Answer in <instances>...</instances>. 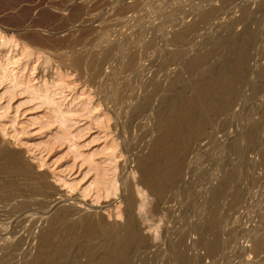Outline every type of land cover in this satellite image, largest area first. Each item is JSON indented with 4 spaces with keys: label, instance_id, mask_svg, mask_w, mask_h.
Masks as SVG:
<instances>
[{
    "label": "bare ground",
    "instance_id": "bare-ground-1",
    "mask_svg": "<svg viewBox=\"0 0 264 264\" xmlns=\"http://www.w3.org/2000/svg\"><path fill=\"white\" fill-rule=\"evenodd\" d=\"M5 1L7 3L4 0L0 2V13L11 10L13 7L7 0ZM25 1L30 3L32 0ZM234 1L223 0L221 6L219 4L218 7L214 6L210 1L206 5L203 4L204 7H202L203 5L201 6L200 2L196 8L194 7L195 10L193 9V20L191 22L188 24L180 22L176 25L172 23L173 26L171 27L173 28L172 30L170 29V37L166 42L164 40V44L167 47L172 46L175 48L174 53L179 57L177 60L182 63L180 68L174 71L173 75L168 73L171 61L165 58L158 65L159 74H161L160 71H163V74L158 76V73L156 74L155 72V75L146 79L145 83H141L143 95H135L132 91L134 89L132 82L126 81L122 86L113 89L109 96L105 95L104 100L102 98L107 105L106 107L109 106L112 109L117 138H123L125 152H129L131 156L133 155L131 161L134 162V169L138 173L136 185L141 188L139 192L145 191L155 198L148 210L149 216L155 217L164 212L162 207L173 202H175V205L177 204L178 209L181 210L180 212H184L188 205H195V213L193 212V214L194 218L196 217V222L192 230H189L190 232H179L177 235L175 234L176 236L173 232L174 239H172L171 233L166 230L167 232L165 233L164 231L163 235H161V243L151 245L150 238L143 234L136 218L138 204L128 179L123 177L119 179L121 189L119 198L124 207L120 216L121 221L114 219L108 221L97 211L90 212L78 209L76 202L63 204L60 201L61 199L58 198L59 191L57 192L55 187L49 183L46 175L34 171V168L26 162L21 153L0 148V206L10 204L9 207L7 206L6 217L0 220V227H3L1 228L2 231H0V264H191L194 256H192V245L189 243L190 247L186 242L191 233L198 237L197 245L199 242L203 243L204 238L212 233V238L209 237L211 240L205 244L204 251L205 255L211 259L216 256L220 249V243L223 241H220L222 230L219 229H221V225L224 223L223 220H225L220 210L225 204H227L226 206L235 207L247 196L244 197V194H246L245 187L242 189L240 186V181L248 175L247 172L250 170L246 152L249 153V149L257 148L260 158L259 162H261L260 164L264 163V95H261V100L259 99L262 85L259 89H253L255 93L253 92L254 96L251 97L252 105L249 108L246 120L242 123L243 134L236 135L233 138L234 140L225 146V151L223 149L225 154L224 156L222 155L223 157L221 156L222 158L216 160L211 158L212 162L210 161L208 169L197 172L198 164L202 157L200 143L204 138H208L206 143L208 147L216 145V133H218L220 125L225 123L223 119V122L219 121L220 117L226 114H230L234 118L236 116L234 106L243 97L241 95L242 89L238 90V84L244 86L243 84L250 80L248 52L258 43V31L252 30L250 26L258 20L252 16V11L246 5L243 7L242 16L239 19L226 23L227 25L222 29L225 33L224 36H217V34L215 35L211 32L207 37L204 35L205 39L201 44L195 43L193 47L189 46L192 43L193 35L199 33L200 26L211 23L223 8L231 6ZM257 9L264 15V0H259ZM39 16H37L38 19L40 18ZM41 18H44L43 22L33 19L36 22L31 27L29 26L30 29H28L30 31L23 29V34L21 32L18 34V37L22 34L21 39L32 48L31 55L35 51L38 52L49 47V49L55 48L53 47L54 44L52 47L49 46V43L51 44L52 42L49 41L50 39L46 40L40 37L34 29V27H40L42 23L47 24V20L51 19L52 21L53 16L51 14L42 16L41 14ZM25 21L14 19L13 17L7 23L9 27H15L18 30V28L25 27ZM237 25L242 27L239 32L235 30ZM166 30L168 29L166 28ZM166 30L152 32L150 39L138 47L113 44L108 47L105 46L106 48H99L93 53L89 52V55L87 53L77 55L78 57L76 56L74 60L72 59L73 67L81 77H86L89 85H93V83L95 85V82L101 80L103 66L116 57V54L113 57L115 52H119V50L127 52L124 68L125 71L126 69L130 70L136 65L139 58V51L137 53L136 50L152 49L159 37L162 38L167 34ZM81 32L70 33L73 34L70 37L68 35L66 39L71 41V43L69 42L70 46L67 44L68 48H74L82 43V38L87 33L86 31ZM138 40L136 41L139 42ZM203 45L204 47L207 45V48L204 49ZM63 46L65 48V45ZM259 49H262V47ZM190 51L192 52L190 53ZM175 54L174 56H176ZM27 57V66L29 67L32 61L29 55ZM18 61L19 59L13 54V56H4L0 62V83L9 84L3 93H10L12 94L11 96L16 97L26 96L28 103L35 102V108L45 107L46 112L48 111L50 114L49 122L58 124V127L64 130L65 134L68 133L71 126L84 122L85 118L92 119V122L81 125H86L85 129L81 127V129L75 130V135L69 131L71 133L70 136L72 135V137L69 136L70 138L77 134L81 136L84 132L88 133L91 131L93 122L97 125L100 123L101 114L91 117L97 109L91 101H82L80 96L69 98V94L66 93L70 88L69 83L62 80H52L48 83L47 81L38 82L35 85L31 83L32 80H27L29 76H27V79L25 78L26 80L24 79V83V75L16 67ZM33 69L34 67H30V72ZM28 74L30 75V73ZM97 78L98 80L96 81ZM255 78L258 80L256 82L264 80V65L258 68ZM164 82L167 84H164ZM104 85L106 86V84ZM174 86L178 87V89H175ZM128 88L132 92L130 95H124L123 90ZM104 90V87H100L99 91L104 92ZM100 94L102 95V93ZM138 129L139 131H137ZM134 130L137 132L141 131L140 138L136 137L139 138L136 141L137 143L133 142ZM64 131L62 132L64 133ZM57 136L60 137L59 134ZM62 136L58 137V139L59 141L62 139L61 142L64 143L68 138L64 134ZM146 137H148L147 140H145ZM91 138L93 137L91 136ZM96 140L98 141V139ZM93 142L94 140H91V143ZM91 143L89 142L88 144ZM72 144L73 148L76 147ZM101 151L104 154L106 152L111 153L106 154L107 158L103 161L101 174L95 176L94 180L92 179L93 181L89 184V188L93 186V189L90 190L94 192L95 202L97 203L100 199L103 201L110 194L113 195L117 188H115L114 180L108 179L109 170L104 167L107 162L115 160L116 157H113L115 148L105 145ZM207 154L209 155V152ZM232 154L234 155L233 159L230 158ZM92 156L95 157V154ZM213 157L215 158V156ZM205 158L207 157L205 156ZM217 166H220L221 172L219 171L220 173H217L219 175H216L217 177L215 178L213 174ZM95 171L98 172L99 169H95ZM87 174L88 172L83 175L86 176ZM192 177L195 179L192 180ZM205 177H208L205 183L207 189L202 191L200 187L204 184ZM87 191L88 189L84 192ZM227 196L230 197L229 202ZM14 199L19 200L15 202ZM61 203L63 205H60ZM32 205H36V207L33 206L35 208L34 211L31 210ZM105 205L104 203L103 206ZM228 207L229 209L233 208ZM141 208L142 204L139 205V209ZM26 212L31 218L36 215L40 219H36V222L32 221L33 223H30L25 231L23 230V234L25 235L26 233V235L21 236L19 233L22 229H25L24 221L19 222L18 220L16 222L18 224L10 229V224L7 220L13 215H22L26 214ZM50 213L51 215H48ZM186 213H181L183 216L179 213L181 216L180 218L177 216V219L173 216H168V218L171 217L170 219H172L173 217V220L177 221L176 225H179L190 217ZM38 215H42V217H38ZM219 226L220 228L216 230ZM247 233L245 232V234ZM16 234L20 237H17ZM244 238H248V236ZM248 239L250 241V237ZM263 241L264 232L261 231L259 235H255L251 239L250 253L258 251L263 246ZM200 245H198V249ZM193 246L194 249H197L195 245Z\"/></svg>",
    "mask_w": 264,
    "mask_h": 264
},
{
    "label": "rangeland",
    "instance_id": "rangeland-1",
    "mask_svg": "<svg viewBox=\"0 0 264 264\" xmlns=\"http://www.w3.org/2000/svg\"><path fill=\"white\" fill-rule=\"evenodd\" d=\"M2 1L3 0H0V2ZM7 1L13 7L11 10L9 9L3 13H0V62L3 60L4 56H13V54H15L19 59L16 67L24 75V83L27 79V76H29L27 80H32L31 83L35 85L38 82L43 83L47 81L48 83L52 80H62L66 83H69L70 88L66 91V93L69 94V98L73 96H80V100L82 101H91L92 104L97 108L96 111L93 112L94 114H92L91 117L93 118L96 114H101L102 117L98 125L93 122V127H91L92 130L90 129L91 131H89L88 133L84 132V134L81 136L78 134L74 136L76 134V132L74 133V131H77L78 128L81 129V127L85 129L86 125H81L92 122V119H87V117L85 118L84 122L79 123L80 125L76 124L73 127L71 126L72 130L70 128L69 131L74 134V137L70 138L72 137V135L70 136L71 133L69 131L68 133H66V135L65 131L61 130L58 127V124L49 122L50 114L48 111L46 112L45 107H39L40 109H37L34 105L35 102L28 103V100H26L25 98L26 96L16 97L11 96L12 94L10 93H3L5 88L9 84L0 83V148L21 153L26 162H28L34 168V171L46 175L48 177L49 183L53 187H55L57 192L59 191L58 198L61 199L59 200L63 204H73L76 202V207L78 209L80 208V210L82 211L90 212L97 211V213L102 214L108 221H111V219L121 221L120 216L122 215L121 212H123L124 207L119 198L121 194L119 179L120 177L128 179L133 188L138 204V207L136 209V218L141 226L143 234L150 238L151 245H158L161 243V235H163L164 231L165 233L167 231L170 232L171 235L173 232L174 235H177L179 232H190L189 230H192L193 225L196 222V217L194 218L193 214V212L195 213V205H188L191 207L187 206L184 212H180L181 210L178 209L177 204L175 205V202H173L168 205L165 204L162 207L164 212L156 215L155 217L149 216L148 210L155 201V198L153 196H150L145 191L139 192L141 188L137 187L136 185L138 173L134 169V162L131 161V159H133V155L131 156L129 152H125L123 146V138H117V130H115V118L112 109L109 106L106 107L107 105L103 100L105 95L109 96L110 92L113 89L122 86L126 81L132 82V85L134 87L132 91L133 93H135V95H143L142 84L145 83L147 81L146 79L150 78V76L155 75V72L156 74L158 73V76H161V74H163V71H160L161 74H159L158 65L161 64V62H163L165 58H168L171 61V65L168 67V73L170 75H173L174 71L177 68H180L182 63L177 60L179 59V57L174 53L175 48L172 46L167 47V45L165 46L164 44V40L166 42L170 37V31L173 28L171 27L173 26L172 23L176 25L180 22H184V24L185 22L186 24L191 22V20H193L192 13L198 6V4H200V2V5L202 6L203 4L206 5V3L210 1L214 6L218 7L219 4V6H221L223 0H35L34 2H32V0L30 1V3L29 1L27 2L25 0ZM4 2L6 1L4 0ZM258 2L259 0H235L231 6L223 8V10L219 12V15L215 18V20H212L211 23L200 26L202 29L200 28L199 33L193 35L195 38L192 37V43H190L189 47H193L195 43L201 44L204 41L205 37H207L211 32L215 35L217 34V36H224L225 33L222 30L224 26L239 19L242 16V9L246 5V7H249L252 11V16L259 21V23L258 21L256 22L258 24L254 23L250 26L252 30L258 31V43L248 52L250 60V80L246 82L247 84H243L244 86L241 85L242 87L240 86V84H238V90L242 89L241 95H243V97L238 100L237 104L234 106V112L236 113V116L234 118L230 114H226L220 117L219 121L223 122L224 120L225 123H223V125H220L218 133H216L217 144L213 145V148L206 145L208 138H204L202 140V142L200 143L202 157L198 164L197 172L205 171L206 169H208L210 163L212 162V159L216 160L222 158L225 154V146L228 145L232 140H234L233 138L236 135L239 136V134H243L242 123L246 120L249 113V108L252 105L251 97H253V94L255 93L253 89H259L262 85V94L260 93L259 99L261 100V95H264V80L259 81V83L256 82L258 80L255 78L258 72V68L264 65V15L257 9ZM204 5L202 7H204ZM41 14L42 16L51 14L53 16L52 21L50 19L47 20V24L45 23V21V24H43L42 22L44 18H41ZM37 16H39L40 18L38 19ZM13 17L14 19H22L24 21L26 20L24 24L25 27L18 28V30L15 27H9L7 22ZM25 17L27 18L25 19ZM33 19H38V22L39 20L42 21H40V23H42L40 24L41 28L34 27V29L40 35V37L46 40L50 39V42L52 41L51 44L49 43V46L52 47L53 44H56L55 46L53 45V47H55L54 49H49V47L48 49H42L38 52L35 51L31 55L32 48L27 45L24 40L21 39V35L23 34L22 32H24L23 29L27 30L29 26L31 27V25L36 22V20L33 21ZM166 28L168 30H166ZM29 29L27 31H30ZM241 29V25H237V27L235 28L237 32H239ZM80 30L84 32L86 31L87 33V35L82 38V43L78 46H75L74 48H68L70 46L69 42L71 43V41L66 38H68V35L69 37L70 35H73L70 34L73 32L74 34L82 33ZM156 30H159V32L166 30L167 34H165L162 38L159 37L156 45L152 49L150 48L147 50H136L137 53L139 51V58L136 65H134V67H132L130 70L126 69L125 71L124 68L127 52L122 50H119V52H115L113 54V57L115 56V54L116 57L113 60L111 59L110 61H108L102 68L103 73L100 78L101 83L100 81H97V78V82H95V85L94 83L93 85H89L86 77H81L73 67V60L77 55H84L86 53L89 55L90 53L97 51L99 48L105 46L108 47L113 44H120L128 47H138L143 42H146L148 39H150L152 32H155ZM20 32L22 34L20 35V37H18V34H20ZM204 35L206 36L204 37ZM54 37L55 40L58 41H55ZM136 40H138L139 42H137ZM67 44L69 46H67ZM63 45H65V48ZM57 46L59 50L57 49ZM59 46L62 48H60ZM261 47L262 49H259ZM205 48H207V45H205L204 49ZM191 52L192 51H190V53ZM174 54L176 56H174ZM28 55L32 61L29 67L27 66ZM30 67H34L33 71L31 72ZM28 73H30V75ZM103 83L106 84V86ZM164 84L167 83L164 82ZM176 86H174V88L178 89V87ZM100 87L105 88L104 92L99 91ZM127 91L129 94L127 93ZM132 91H130V89L128 88L123 90V94L130 95ZM100 93H102V95L103 93L105 94L104 96H102ZM254 117H256V115H254ZM62 131H64V133ZM137 131H139V129ZM137 131L134 130L133 132V142L135 143H137L136 141L139 140L141 135V131ZM62 133L68 138L64 143L61 142L62 139H60L61 141H59V136H57L59 134L60 137H63ZM91 136L93 138H91ZM137 136L139 138H136ZM90 138L91 140H94L93 143H91ZM147 138L148 137H146L145 140H147ZM96 139H98V141ZM88 141L91 144H88ZM71 142L74 143L72 144ZM71 144L75 145L76 147L73 148ZM79 145L80 147H78ZM105 145H108L111 148H115V154L113 155V157H116L115 160L111 162L106 161L107 163L106 165H104V167L108 168L109 170L108 179H113L115 188H117L113 195L110 194L106 200L104 199L102 201V199H100V201L97 203L95 202V194L93 191H91L93 189V186H90L89 188V184L94 180L95 176L101 174L103 161L107 158L106 154L111 153L106 152L104 154L101 151L105 147ZM257 150V148H253L248 150L249 153L246 152L250 170L248 169V175L243 177L242 181H240V186L242 189L243 187H245V190L247 192L245 191L246 194H244V197L246 195L247 196L242 199V201H240V204L236 205L235 207L228 205L230 207H233L232 209H229V207L226 206L227 204H225L220 210L225 216H223L225 220H223L224 223H222L221 229H219L220 226L216 229L222 230L220 241L223 240L220 243V249L218 250V253H216V256H214L215 258L213 257L214 259L212 258L213 260L209 256L207 257L205 255V244H207L211 240L209 237L212 238V233H210L211 236L207 235V237L204 238V244L200 242L198 243V245L201 244L199 249L197 245L198 237L195 236L194 233H191L190 237L188 236V239L186 241L188 243V246L191 247L192 245V256H194H191L193 258H191V264H264V241L262 243L263 246H261L258 251H256L255 253H250V248L252 245V243L250 242L251 239L255 235H259L261 231L264 232V163L260 164L261 162H259L260 158ZM98 151L99 153H97ZM208 152L209 155L207 154ZM93 154H95V157L92 156ZM212 154L213 156H215V158L212 156ZM205 156L207 158H205ZM233 156V154L230 155V158L233 159ZM95 169H99V171L96 172ZM215 169V172L213 171V176L215 175L216 178V175H219L217 173L220 171V166H217ZM86 172H88V174L84 176L83 174H85ZM61 179L64 181H62ZM186 179L189 180V178L187 177ZM191 179L194 180L195 178L192 177ZM207 179L208 177L204 178V184L201 185L200 190L206 191L207 185H205V183ZM84 187L88 189L87 192H84L86 191ZM229 199L230 197L227 196L228 202L230 201ZM14 200L15 202L17 201L16 199ZM62 203L60 205H63ZM104 203L106 204L105 206H103ZM141 204L142 208L139 209V205ZM7 206L9 207L10 204L0 206V214L3 212L2 215H0V220H3L4 217H6L5 214L8 210ZM33 206L36 207V205L31 206V210L34 211L35 208H33ZM231 210L234 211L232 212ZM27 213L28 212H26V214ZM179 213H186L190 217L184 220V223L176 225L177 221L175 219L173 220V217L176 218L178 216L180 218L182 214L180 215ZM26 214L24 213L22 215H13L7 220L10 224V229L18 224H16L18 220L19 222L24 221L23 224L25 226V229H22L20 231V233L22 232L21 234L19 233V235L21 236L24 235L23 233L27 229V227H29L30 223L36 222V219H38L36 215H34L32 219L30 215ZM48 215H51V213ZM168 216L173 217L172 219H170L171 217L168 218ZM38 217H42V215H38ZM175 226L178 228V230ZM1 228L3 227H0V231H2ZM245 232L248 233L245 234ZM19 235H17V237H20ZM174 235H172V239L175 238L176 235ZM245 236H248V238L250 237V241L248 238H244ZM194 240L196 241L194 242ZM193 245H197V249H194Z\"/></svg>",
    "mask_w": 264,
    "mask_h": 264
}]
</instances>
